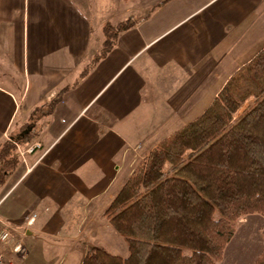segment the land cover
<instances>
[{
    "label": "crops",
    "instance_id": "0c3cea01",
    "mask_svg": "<svg viewBox=\"0 0 264 264\" xmlns=\"http://www.w3.org/2000/svg\"><path fill=\"white\" fill-rule=\"evenodd\" d=\"M111 1L0 0V145L65 88L50 112H35L41 149L0 187V218L24 230L13 264H81L91 246L125 257L105 208L264 48V0H127L121 15ZM122 20L130 26L81 75L102 26Z\"/></svg>",
    "mask_w": 264,
    "mask_h": 264
},
{
    "label": "trees",
    "instance_id": "16d2710c",
    "mask_svg": "<svg viewBox=\"0 0 264 264\" xmlns=\"http://www.w3.org/2000/svg\"><path fill=\"white\" fill-rule=\"evenodd\" d=\"M129 26H102L101 48L81 75ZM64 89L29 119L42 108L50 112ZM31 131L20 128L11 139L28 141ZM11 139L0 145V187L19 163ZM103 214L128 254L91 246L81 264H218L235 223L250 214L264 217V48L229 76L198 117L146 154ZM252 264H264V247Z\"/></svg>",
    "mask_w": 264,
    "mask_h": 264
},
{
    "label": "rangeland",
    "instance_id": "374dc122",
    "mask_svg": "<svg viewBox=\"0 0 264 264\" xmlns=\"http://www.w3.org/2000/svg\"><path fill=\"white\" fill-rule=\"evenodd\" d=\"M124 1H127V0H112L111 1V5L115 7V12L120 11L119 15H121L124 12L123 11L124 5H127L126 2ZM122 21L128 22V20H122ZM117 23L118 22H116L115 24ZM250 101L251 99H249L247 103H250ZM240 110L241 109H239L238 113H240ZM32 122L34 123L33 127H32ZM36 122L37 121L34 119L33 120L29 119L20 126V128H25V129L29 127L32 130L31 135L33 136V138H31L30 140L26 141V139H23L20 142H16V141H13L11 137H9V139H11L15 145L14 156L17 157L18 159L20 157L22 161L20 159L19 161H21L22 163L24 162L23 158L26 156V154H29V153H25L24 149H26L28 145L36 141L34 140L35 135L33 134L34 132L33 128ZM18 131H19V128H18ZM17 133L18 132H16V134ZM16 143L17 144L19 143L18 145H20L19 147L20 150H18ZM21 151L23 152V155H21L20 153ZM24 163L27 164L26 160ZM19 229L20 231H23L22 226ZM263 230H264V217L258 214H250V215L241 217L235 223V232L231 240L225 246L222 259L218 262V264H252L254 258L264 247ZM57 262L58 261H56L55 264H57ZM64 264H67L66 261L64 262Z\"/></svg>",
    "mask_w": 264,
    "mask_h": 264
},
{
    "label": "built area",
    "instance_id": "2783aa9c",
    "mask_svg": "<svg viewBox=\"0 0 264 264\" xmlns=\"http://www.w3.org/2000/svg\"><path fill=\"white\" fill-rule=\"evenodd\" d=\"M18 150L20 146L16 143ZM41 143L33 142L24 149L25 153H32L36 149H41ZM23 155V152H20ZM4 198V197H3ZM1 201V199H0ZM36 218V213L32 212L24 217L23 223L31 225ZM24 230L0 218V264H13V257L23 258L25 256V246L22 241Z\"/></svg>",
    "mask_w": 264,
    "mask_h": 264
}]
</instances>
